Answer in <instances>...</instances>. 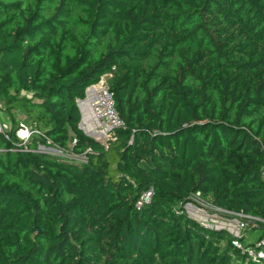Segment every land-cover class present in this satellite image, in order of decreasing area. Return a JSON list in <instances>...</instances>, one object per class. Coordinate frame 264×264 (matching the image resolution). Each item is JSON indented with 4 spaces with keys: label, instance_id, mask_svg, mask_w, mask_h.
I'll return each instance as SVG.
<instances>
[{
    "label": "trees",
    "instance_id": "trees-1",
    "mask_svg": "<svg viewBox=\"0 0 264 264\" xmlns=\"http://www.w3.org/2000/svg\"><path fill=\"white\" fill-rule=\"evenodd\" d=\"M104 74L106 146L77 106ZM0 104V264H255L183 205L264 220V0H0ZM14 111L85 160L16 148Z\"/></svg>",
    "mask_w": 264,
    "mask_h": 264
},
{
    "label": "built area",
    "instance_id": "built-area-1",
    "mask_svg": "<svg viewBox=\"0 0 264 264\" xmlns=\"http://www.w3.org/2000/svg\"><path fill=\"white\" fill-rule=\"evenodd\" d=\"M106 74L100 76L98 81L88 85L84 92V98L78 99L80 110L79 128L95 141L107 145L108 141L114 139L112 132L123 128L124 121L120 117L114 100V94L107 85ZM4 123L0 120V133L9 139L7 131L11 129L10 122ZM18 138L16 148L21 151L29 150L27 143L34 135L42 136L45 143H38L34 151L58 155L51 151L58 148L47 137L42 135L32 125L18 122L15 129ZM74 142V141H73ZM64 151V150H63ZM68 158L76 155L64 151ZM152 190L145 191L137 202V206L149 202ZM184 213L203 228L210 231L225 232L230 237V244L240 255H244L247 261L255 264H264V220L254 214L245 212H230L214 205L206 200L200 193L195 191L189 194L183 205Z\"/></svg>",
    "mask_w": 264,
    "mask_h": 264
},
{
    "label": "rangeland",
    "instance_id": "rangeland-1",
    "mask_svg": "<svg viewBox=\"0 0 264 264\" xmlns=\"http://www.w3.org/2000/svg\"><path fill=\"white\" fill-rule=\"evenodd\" d=\"M105 77H108V74L105 76ZM1 105V104H0ZM77 106H78V103H77ZM79 107V106H78ZM14 115H15V118H16V120H17V122H22V123H25V124H28L27 123V121H26V116H25V113L24 112H22V111H14ZM0 120L4 123L3 125V127L4 128H6V125L7 124H5V122L6 123H9V119H8V117H7V115L5 114V112H3L1 109H0ZM79 125V124H78ZM82 131V133L85 135V136H87V137H89V138H92L90 135H87L83 130H81ZM93 139V138H92ZM71 147V146H70ZM51 151H53V152H56L58 155H56V156H60V157H65V158H68L66 155H64V154H66L61 148H52V149H50ZM76 155V154H75ZM75 159H79V160H85V157L83 156V155H76L75 157H74ZM219 245H222V244H224V241L223 240H220L219 242ZM239 256H237V254H235V253H232V255H231V260L235 263H237L238 262V258Z\"/></svg>",
    "mask_w": 264,
    "mask_h": 264
},
{
    "label": "water",
    "instance_id": "water-1",
    "mask_svg": "<svg viewBox=\"0 0 264 264\" xmlns=\"http://www.w3.org/2000/svg\"><path fill=\"white\" fill-rule=\"evenodd\" d=\"M79 108V107H78Z\"/></svg>",
    "mask_w": 264,
    "mask_h": 264
}]
</instances>
